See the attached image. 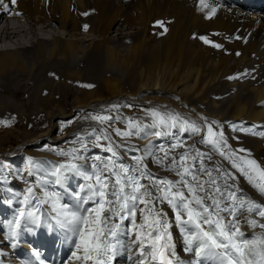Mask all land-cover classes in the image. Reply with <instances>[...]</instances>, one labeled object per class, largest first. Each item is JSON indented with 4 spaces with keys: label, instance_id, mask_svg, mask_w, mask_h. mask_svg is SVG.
<instances>
[{
    "label": "bare ground",
    "instance_id": "obj_1",
    "mask_svg": "<svg viewBox=\"0 0 264 264\" xmlns=\"http://www.w3.org/2000/svg\"><path fill=\"white\" fill-rule=\"evenodd\" d=\"M208 2L210 6H218L211 19L205 18L210 8L205 12L197 10V0H17L15 5L5 0L9 4L8 10L0 5V120L9 119L6 116H17L13 120L24 129L20 135H15L12 129H3L4 124L0 126V164L7 165L1 166L0 170V176L4 177L0 179V200L9 199L13 186H22V197H16V202H19L30 184L51 172L52 162H41L46 157L34 158L40 165L34 170V175L29 176L25 168L29 150L31 152L46 142L61 144L69 138H66L68 133L54 136L56 119L85 111L102 113L114 110L112 105L103 107L108 101L122 100L118 109L124 111V115L142 107L150 108L152 104L161 108L173 106L179 112L186 111L188 105L191 110L186 111L187 117L201 123V117H207L223 126L225 123L228 125L226 119L264 125L263 71L260 82L240 83L244 94H232V100L224 109L227 114L222 113L218 100L214 98V94H220L226 86L232 85L227 75L233 70L250 65L253 60L264 70V13L228 0ZM157 21L162 22L163 28ZM128 28L131 36L126 31ZM82 29L89 31L87 37H80ZM114 29L119 36L117 47L112 45ZM62 30L72 39H67ZM211 32L218 33L221 38L232 39V42L226 41L230 54L215 51L198 38L200 33ZM127 37L132 41L125 46ZM238 50L242 54L234 57ZM116 72L121 75H115L118 74ZM174 95L177 96L175 100L172 99ZM200 104L207 107L205 114L197 108ZM40 116L46 119L47 126L36 132L26 131L27 124L37 125ZM12 139H18L16 146ZM199 139V136L191 139L187 136L184 140L207 151L204 145L197 143ZM250 139L254 143L251 145L254 149L252 155L264 166V139ZM231 144L235 147L236 142ZM64 147L61 149L65 150ZM89 151H92L91 146ZM132 154H125L121 149L124 163H133ZM151 167L158 175L163 174L158 171L160 166ZM51 181L49 176L47 189L59 192L63 202H72L64 185ZM78 181L81 184V180ZM66 184L72 188L71 183ZM240 186L248 196L264 204V196L243 178ZM37 192L39 194L40 189ZM19 206V203L10 206L13 213ZM44 220H47L46 208ZM1 222L0 217V264H20V255L24 251L16 242L19 239L28 241L22 238L25 232H21L13 246V241L8 239L7 225ZM41 224L49 228L46 222ZM242 230L245 233L253 231L243 225ZM173 236L179 258L190 261L192 256L184 252L179 231L173 229ZM71 249L74 250V244ZM56 264L62 262L57 260ZM63 264L80 262L73 260L70 254ZM113 264H134V260H129L127 254H121Z\"/></svg>",
    "mask_w": 264,
    "mask_h": 264
},
{
    "label": "snow or ice",
    "instance_id": "obj_2",
    "mask_svg": "<svg viewBox=\"0 0 264 264\" xmlns=\"http://www.w3.org/2000/svg\"><path fill=\"white\" fill-rule=\"evenodd\" d=\"M16 2L10 0L12 5ZM0 5L5 11L9 8L5 0H0ZM209 8L207 19L216 14L218 6L197 0L198 11ZM157 24L163 26L160 21ZM199 38L210 43L205 36ZM111 107L115 110L119 105ZM147 115L151 123L126 119L123 129L112 126L114 120L122 119L119 116L84 117L108 127L93 128L78 136V147L58 152L66 158L64 162L54 165L50 173L26 188L20 206L6 222L13 246L21 232L32 231L43 221L49 229L61 230L74 244L71 258L80 264H113L121 254H127L134 264H264V204L248 196L240 186L243 178L264 196V166L251 158L250 150L233 148L219 121L201 117L202 123L198 124L178 113L158 110H149ZM0 123L8 126L11 120ZM257 127L231 124L233 132L264 138V131H256ZM184 134L189 139L199 136L197 143L207 151L196 143H186ZM165 136L172 137V143L155 148L153 138ZM134 138L147 143L141 149L130 143ZM90 146L110 155H96L89 161ZM121 149L125 154L137 153L131 157L133 163L123 162ZM146 158L172 175L151 172ZM38 167L33 157H27L25 171L29 176ZM69 173L84 182L68 194L72 202L65 203L59 192L47 189V183L51 176L52 183L62 185ZM14 202V193L4 201L10 206ZM242 225L253 230L250 236ZM173 229L181 235L184 252L192 256L188 262L177 255ZM32 253L40 260L37 249L32 248ZM40 264L44 262L40 260Z\"/></svg>",
    "mask_w": 264,
    "mask_h": 264
},
{
    "label": "rangeland",
    "instance_id": "obj_3",
    "mask_svg": "<svg viewBox=\"0 0 264 264\" xmlns=\"http://www.w3.org/2000/svg\"><path fill=\"white\" fill-rule=\"evenodd\" d=\"M22 15V13H20V16ZM159 26L161 27V28H163L160 24H159ZM125 28V27H124ZM116 29V28H115ZM115 29L112 31V35H111V38H112V45H114L115 47H117L118 46V44H119V36H117L116 35V32H115ZM126 31L129 33V36H131V34L132 33H130V29L128 28V29H126ZM62 32L64 33V35H65V37L67 38V39H72V36L71 35H67L66 33H65V31L64 30H62ZM214 33V34H213ZM89 34V31H85L84 29H82L81 30V35H80V37H87V35ZM201 36H205V37H207L208 38V40L210 41V43H205L203 40H201L199 37H201ZM215 36V37H214ZM198 38L200 39V41L204 44V45H206V46H208V47H210V48H212L213 50H215V51H224V53L225 54H230L229 53V48H228V45L226 44V41H230L231 40V42H232V39H227V37L226 38H221V37H219V35H218V33H216V32H211V33H207V34H198ZM118 39V40H117ZM240 39V38H239ZM132 41V39L131 38H126L125 39V46H126V44H128V43H130ZM215 44H219V45H222V47H220V48H217V47H215L214 45ZM84 45H87V43H84ZM117 45V46H116ZM237 53H239V55H237ZM82 54V53H81ZM242 54V51H240V50H238L236 53H235V56L234 57H239L240 55ZM254 56V55H253ZM256 57V56H255ZM252 62V61H251ZM251 62H250V65L248 64V65H243V66H241L240 68H238V69H235V70H233L230 74H228L227 75V80L228 81H230V82H232V85L231 86H226L222 91V93H220V94H214V98H216L217 100H218V103L220 104V110L222 111V113L225 115V113H226V107L225 106H228L229 105V103H230V100H232V97L231 96H233L232 94H237L238 93V95L239 96H242L243 94H244V90H243V88H242V86H241V88H240V83L242 84V83H244V82H249V81H251V82H254V83H258V82H260L261 81V79L263 78V76H262V71H263V73H264V70H262V68L260 67V64H258L256 61H254L253 60V62L254 63H252L251 64ZM109 73V72H108ZM112 72H110L109 74H111ZM116 73H118V72H116ZM119 74V73H118ZM115 74V75H117V76H120L121 74ZM238 74H244V75H239L238 76ZM233 76H238V78L237 79H228L229 77H233ZM74 85H75V87L78 89L79 88V86L78 85H76V83H74ZM241 90V91H240ZM240 93V94H239ZM177 96H173L172 97V99L173 100H175V99H177L176 98ZM175 98V99H174ZM222 99V100H221ZM72 99H70V101H71ZM116 101V102H115ZM118 103V104H117ZM122 104L123 103V101L122 100H119V99H116V100H113V101H108V102H106V103H104L103 104V107H105V106H107V105H113V104H117V105H120V104ZM227 104V105H226ZM203 105V104H202ZM188 105H186V111L187 110H191V107L189 106V107H187ZM157 106H155L154 104H152L151 105V107L149 108V107H142V108H139V109H137V111H134L133 113L132 112H130L129 113V115H124V114H126L124 111H120V109H115V110H110V111H104V112H94V111H85L84 113H82L81 111V113L82 114H74L73 113V111H72V113L73 114H71V116L69 115L68 117H66V118H62V119H56L54 122H56L57 123V129H56V131L54 132V136H56L57 134L59 135V133H64V134H66V133H68V136H66V138H68L66 141H63L61 144L60 143H55V142H52V143H48V142H46V143H43L40 147H36V148H33L32 150H31V152H30V150H29V153H30V156L31 157H33V159L34 158H39V157H49L48 155H50V156H53V157H55L56 158V160H57V162L58 163H62L66 158L64 157V156H61V155H58V152L60 151V150H63V149H61L62 147H64L65 148V150H68V149H70V147L72 146V147H78L79 145L78 144H76L75 143V141H76V138L78 137V136H82V135H85L86 133H90L91 131H92V129L93 128H96V129H100V128H106V127H108V125L107 124H103V125H101V124H98V123H96V121H94V120H90V119H85L84 117H86L87 115H86V113H89V114H91V115H88V116H92V115H97V114H104V115H111V116H113V117H116V116H119V117H121L122 119L121 120H114L113 122H112V126L113 127H119V128H121V129H123L124 127H125V120L126 119H133L134 120V118L136 117V119L135 120H141L143 123H151V120L149 119L150 117L147 115V112L151 109V108H153V109H151V110H155L154 108H156ZM172 108V109H171ZM199 110H201L202 112L204 111V114H205V111L207 110L206 108V106L205 105H203V106H201V104L200 105H198V107H197ZM97 109H99V110H103V109H101V108H98L97 107ZM156 109H159V110H161L163 113H165V112H168L169 114H176V113H180V116L181 117H183V118H186V119H189V120H192V121H195V119L194 118H190V117H187V112L186 111H182V112H179L177 109L175 110V108L173 107V106H169L168 108H166L165 107V105L161 108V107H157ZM225 109V110H224ZM158 110V111H159ZM171 110V111H170ZM124 113V114H123ZM139 113L140 114H142L144 117H149V118H144V117H141L140 115H139ZM184 114V115H183ZM203 114V113H202ZM227 114V113H226ZM121 115H123V116H121ZM131 115V116H130ZM135 115V116H134ZM140 116V117H139ZM15 117H17V116H6L5 118H9V119H7V120H11V123H10V125H8V126H4V127H2L3 126V124L2 123H0V126L3 128V129H8V128H10V129H12L13 130V132H14V134L15 135H20L21 133H22V131H23V129L24 128H22L16 121H14L13 120V118H15ZM134 117V118H133ZM141 118V119H140ZM147 119H149V121L147 120ZM226 121L228 122V125H227V123H225L226 124V126H223V131H224V133H225V135L228 137V142L231 144V143H235L236 142V145H235V147L232 145V147L233 148H240V147H245L246 149H248V150H250V153H251V158H253V159H255L256 158V156H253L252 154L254 153V149H253V147L252 146H254V143H252V141H250L251 139H250V137H258V138H261V137H259V136H253V135H251V134H245L244 132H233V130H232V128H230L231 127V125L230 124H238V125H240V126H243V127H249V128H251V127H253L254 125H256V126H258V129L256 128L255 130L256 131H263L264 130V125H259V124H256V123H253V122H250V123H248L247 121H245V120H243V121H241V120H239V121H233V120H231V119H226ZM195 122H198V124H200L201 123V121H195ZM247 123V124H246ZM253 123V124H252ZM29 124V125H28ZM27 124V126H28V128L26 129V131H30V132H36L37 130H40V129H44L46 126H47V123H46V119L43 117V116H40V118L37 120V125H34V126H32V124L33 123H28ZM81 125V126H80ZM99 125V126H98ZM77 128V129H76ZM260 128V129H259ZM71 129H73V130H71ZM80 129V130H79ZM85 129V130H84ZM263 129V130H262ZM73 131V132H72ZM109 131H111V129H109ZM173 131H176L175 129H173ZM72 135H70V134ZM75 134V135H74ZM63 135V134H62ZM187 136H188V134H184V139L185 138H187ZM233 137H239V139L237 140V139H234ZM249 137V138H248ZM117 139H119V138H117ZM234 139V140H233ZM250 139V140H249ZM262 139H264V138H262ZM187 141H188V143H189V140H186V143H187ZM264 141V140H263ZM12 143L16 146L17 144H18V139H12ZM55 143V144H54ZM130 143H132V144H136V145H138L141 149L143 148V146L147 143V141L146 140H141V139H138V138H134ZM153 143H154V147L155 148H158L160 145H165V146H167V145H169L170 143H172V137H170V136H165V137H161V138H153ZM252 143V144H251ZM66 145H67V147H66ZM71 145V146H70ZM78 145V146H77ZM240 145V146H239ZM252 145V146H251ZM69 146V147H68ZM238 146V147H237ZM71 147V148H72ZM52 148V149H51ZM53 148H54V150H53ZM96 149V150H95ZM53 150V151H52ZM38 151V152H37ZM36 153V155H35V153ZM41 152L43 153V155H41ZM38 153V154H37ZM131 154H132V152H130ZM96 155H100L101 157H106V156H108L109 154H107V153H105L104 151H103V149L102 148H98V150H97V148H95V147H92V151H89V153H87V156H88V158H89V161H91V158L92 157H94V156H96ZM132 155H137V153H135L134 152V154H132ZM241 155H244V154H241ZM217 158V157H216ZM217 159H219V158H217ZM44 160H46L45 158L44 159H42L41 160V162H44ZM146 161V164L148 165V168L150 167V168H152V169H154V167H151V166H155V168H157L158 167V165L157 164H155V163H153V161H152V159L151 158H146L145 159ZM150 162H149V161ZM150 164H149V163ZM154 164V165H153ZM47 167H49V165L48 166H46V168ZM149 168V169H150ZM151 170V169H150ZM158 171H161V172H163V174L162 175H159V176H171L172 174L171 173H169V172H167V171H165L164 169H162L161 167H159V170ZM151 172H153L152 170H151ZM153 173H155V174H157L158 175V173H156V172H153ZM79 177V176H78ZM174 178V177H173ZM20 187V189H21V186H19ZM65 188V192L67 193V192H71V191H69V190H71L72 188L71 187H69V185H65L64 186ZM70 188V189H69ZM76 191V190H75ZM4 201H2V200H0V204H2V205H0L1 207H0V217L2 218V222H1V224L3 225H7V220H10V218L13 216V207H10V205H6V203H3ZM4 205V206H3ZM11 206H13V205H11ZM4 208V209H3ZM11 209V210H10ZM2 210V211H1ZM8 211V212H7ZM2 212V213H1ZM11 216V217H8V216ZM5 217V219H3ZM7 217H8V219H7ZM246 234L247 235H251V232H246Z\"/></svg>",
    "mask_w": 264,
    "mask_h": 264
}]
</instances>
